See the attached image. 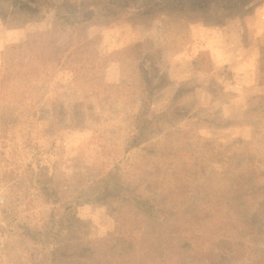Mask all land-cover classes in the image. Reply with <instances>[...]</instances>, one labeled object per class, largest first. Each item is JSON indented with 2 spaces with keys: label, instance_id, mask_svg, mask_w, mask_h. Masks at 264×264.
<instances>
[{
  "label": "rangeland",
  "instance_id": "1",
  "mask_svg": "<svg viewBox=\"0 0 264 264\" xmlns=\"http://www.w3.org/2000/svg\"><path fill=\"white\" fill-rule=\"evenodd\" d=\"M17 1L0 0V264H264V0L209 24L79 0L68 28L63 1Z\"/></svg>",
  "mask_w": 264,
  "mask_h": 264
},
{
  "label": "trees",
  "instance_id": "2",
  "mask_svg": "<svg viewBox=\"0 0 264 264\" xmlns=\"http://www.w3.org/2000/svg\"><path fill=\"white\" fill-rule=\"evenodd\" d=\"M63 1L60 9L65 11L67 15H56V18L64 20V26L71 27L72 25H81L80 16H77V7H73L71 3L78 6L79 0H60ZM251 0H86L80 2L78 9L81 7L94 8V12L90 13V18H99L105 13L112 12V10H119L118 17L131 15L138 17L134 23H146L144 18H153L157 15L167 14L177 16L179 18H186L191 22H210L211 18L218 17L227 21L235 17V14L242 12ZM23 3L28 10H33L31 5L37 4V0H22L14 4L19 5ZM223 10H228L226 13ZM115 14H108L106 17H112ZM132 18L130 22L132 21ZM129 21V18H127ZM204 22V23H206ZM221 21H213V23H220ZM209 24V23H208ZM79 30V29H78ZM138 50L143 48L138 44ZM153 57V56H152ZM156 57L151 58L154 60Z\"/></svg>",
  "mask_w": 264,
  "mask_h": 264
},
{
  "label": "built area",
  "instance_id": "3",
  "mask_svg": "<svg viewBox=\"0 0 264 264\" xmlns=\"http://www.w3.org/2000/svg\"><path fill=\"white\" fill-rule=\"evenodd\" d=\"M3 234H2V230L0 229V247L4 245L5 243V239H3Z\"/></svg>",
  "mask_w": 264,
  "mask_h": 264
}]
</instances>
